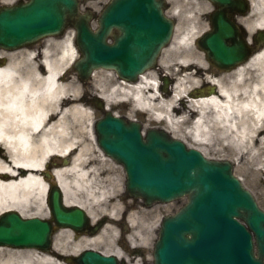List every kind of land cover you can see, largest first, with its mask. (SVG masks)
I'll use <instances>...</instances> for the list:
<instances>
[{"label":"water","instance_id":"obj_1","mask_svg":"<svg viewBox=\"0 0 264 264\" xmlns=\"http://www.w3.org/2000/svg\"><path fill=\"white\" fill-rule=\"evenodd\" d=\"M212 1L219 10L212 17L213 31L201 41L217 63L230 67L249 54L232 17L246 11V1ZM79 6V0H29L0 7V47L30 45L72 26L81 52L73 68L83 81L99 68L116 69L120 76L136 80L155 66L173 35L174 21L164 15L165 0H111L96 30L90 25L92 12L81 13ZM114 28L121 35L110 44ZM126 123L107 112L95 130L105 153L124 165L127 191L148 205L189 197L176 214L164 218L155 264H264V211L234 176L233 165L207 159L163 130H152L143 139L138 123ZM49 207L58 227L83 231L89 223L83 208L65 206L59 186L51 187ZM52 232L51 220L25 219L15 211L0 216V246L48 250ZM72 259L78 264H119L117 257L94 250Z\"/></svg>","mask_w":264,"mask_h":264},{"label":"bare ground","instance_id":"obj_2","mask_svg":"<svg viewBox=\"0 0 264 264\" xmlns=\"http://www.w3.org/2000/svg\"><path fill=\"white\" fill-rule=\"evenodd\" d=\"M12 1L0 0V3ZM167 1L171 6L169 12L177 19V27L170 52L165 51L160 66L171 79H176L171 93L161 92L156 74L148 72L134 83L115 82L116 86L99 95L109 106L133 101L142 113L149 112L153 120L165 122L175 138H183L179 129L188 125V134L196 148L206 156L214 148L215 153L236 157L245 174L258 185L264 175V47L226 72L212 68L189 52H177L176 46L193 48L199 31L197 13L193 11L184 16L183 5H198L201 1ZM251 1L250 14L239 18L249 34L264 30V0ZM55 49L58 52L53 53ZM77 56L73 36L65 41H45L44 49L38 52L0 50V215L17 211L25 217L47 216L48 185L43 172L47 161L59 156H72L70 165L56 168L54 175L67 205L86 208L94 219L97 214L78 197L76 189L82 190L89 200L102 202L99 205L110 198L105 191L95 190L94 177L100 173L84 138L86 128L91 125L89 131L97 145L94 123H89L90 110L80 103L74 85L64 77ZM193 64L195 67L191 69ZM203 83L208 87L199 94ZM191 87L197 88V95H189ZM102 159L108 157L103 155ZM261 189L264 193V185ZM117 212L115 209L111 217ZM129 221L134 226L131 216ZM115 231L113 226H106L99 237ZM96 238L74 239L70 231L64 230L56 236L55 249L77 254L86 248H96ZM63 239L68 240L66 246L61 245ZM132 243L135 244L133 240ZM112 253L126 258L128 264H140L139 260L131 263L119 248ZM0 264L67 263L58 256L39 251H17L7 259L0 253Z\"/></svg>","mask_w":264,"mask_h":264},{"label":"rangeland","instance_id":"obj_3","mask_svg":"<svg viewBox=\"0 0 264 264\" xmlns=\"http://www.w3.org/2000/svg\"><path fill=\"white\" fill-rule=\"evenodd\" d=\"M190 1H201L200 4L195 5L193 3H190L189 5L185 6L183 5L182 8V14L184 16L190 15L196 12L198 17H199V31L198 35H201L203 32L209 30V22L208 20L205 19V14L209 11L210 5L208 3L203 2L202 0H190ZM106 3V0H89L84 3V9L85 7H92L93 10L97 13L101 11V9L104 7ZM1 5V4H0ZM170 6V5H169ZM192 7V10H185L186 7ZM171 8V6H170ZM170 9H168V14L170 15L171 13L169 12ZM73 36V40L75 37V30L72 28L67 29L65 34L63 36H52V37H46L43 40L39 41L37 44L32 45V46H26L23 48H19L16 50L12 51H19V50H24L28 49L31 51H41L44 49V44L45 41H54V40H60V41H65L68 38ZM186 48L182 46H176L174 50L177 52H186ZM3 50V49H0ZM4 51V50H3ZM58 52V49L53 50V53ZM170 52V50H169ZM42 60V58H41ZM70 68V67H69ZM66 73V82L69 84H73L75 89L78 92V100L80 103H82L87 109L90 110L91 113V119L89 123L95 122L98 118L101 116V111L96 109L92 104L90 103H84L81 101V96L83 94H89L88 92H93V93H100L103 90L108 91L111 89V87L115 86L114 83L116 82L115 75L112 74L111 71L105 70V69H100L96 71V75L93 76L90 82H81L76 74H74V71L72 69H69ZM120 109L123 110H128L126 107H120ZM134 111V110H133ZM133 116V115H132ZM138 117L140 120L147 121V123L155 122L150 116L148 115H142L138 114ZM153 122V123H152ZM165 128L166 123H157ZM190 125V124H189ZM188 126V125H187ZM187 126H181L180 127V134L183 136L184 141L187 143L188 146L190 147H195V143L193 138L188 134V130L190 129L187 128ZM91 125L86 128V133H85V140L86 142L90 145V156L91 158L97 163V167L99 170V175L94 177V182H95V190L97 192H103L105 191L110 198L106 201H103L104 204L99 205L98 203L102 202H96L93 200H89L84 192L80 189H76L77 195L80 199H83L89 206H92L91 208L93 211L97 214V217L100 216H105V215H110L113 214V211L116 209L118 212L116 214V217H119L123 210L125 209V206L131 204L133 208V212L131 213V217L134 221V226L130 228L131 231L129 230V234L131 235L130 237L134 241V243L137 246L141 247L142 252L144 253L145 256H136L135 258L132 257L130 258L131 263L136 262L139 260L140 264H153V257H152V249H153V244L154 241L156 240L158 236V226L161 223V220L164 216L173 214L175 213L181 206H183L187 198H182L170 203H158L155 206H152L151 208H145V207H139L141 205V202L137 199L132 198L126 191L125 188V183H126V173L122 167V165L116 163L112 159H107L103 160V155L104 152L97 147V145L94 143L91 134H90V129ZM95 134V132H94ZM210 148V153L207 155L210 158H221V159H229L233 162L234 164V174L242 179L243 185L249 189L257 199L260 207L264 209V193L261 189V187L264 185V175L262 177V180L259 182L258 185H256L252 181V177H249L248 175L245 174V171L241 168L240 163L238 162V159L236 157H228L225 155H220V153H215ZM103 153V155H102ZM72 160V156L69 157V161ZM56 166L59 168H65V162L62 159L55 158L53 160ZM70 165V164H69ZM71 178V177H69ZM97 204V205H96ZM117 205H120V208H115ZM112 212V213H111ZM49 217V211H48V216ZM150 228V231L147 232L146 229ZM66 233V232H65ZM109 236L107 237H98L96 238V249L98 250H106L109 252H115L118 247L114 245V241L117 238L116 232H107ZM94 239V238H93ZM68 243V240L63 239L61 242V245L66 246ZM120 248V247H119ZM17 251H22V253H26L27 251H35L33 249H15V248H9V247H3L0 249L1 257L4 259H7L10 257L12 253H15Z\"/></svg>","mask_w":264,"mask_h":264},{"label":"flooded vegetation","instance_id":"obj_4","mask_svg":"<svg viewBox=\"0 0 264 264\" xmlns=\"http://www.w3.org/2000/svg\"><path fill=\"white\" fill-rule=\"evenodd\" d=\"M114 34H118V31H115ZM194 53L196 55H198L199 57H201L203 60L207 61L205 53L202 50H200L199 47H197V46L195 47ZM156 73L164 81V83L161 86V89L163 90L165 88V79L167 76L160 68L157 69ZM169 83H171V82L169 81ZM114 111L117 112L120 116H125V117H129V114H130V112L128 110L125 111L123 109H120V107H114ZM132 118H135V117H132ZM136 120H139V119L136 118ZM140 121L142 122V125L144 126L145 129H149L151 127H158V125H156V124H146V122L144 120H140ZM86 235H89V233H87V232L84 234L74 233V238H80V237H84Z\"/></svg>","mask_w":264,"mask_h":264}]
</instances>
